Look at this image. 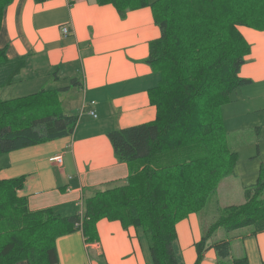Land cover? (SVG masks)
Returning a JSON list of instances; mask_svg holds the SVG:
<instances>
[{"label":"trees","instance_id":"obj_1","mask_svg":"<svg viewBox=\"0 0 264 264\" xmlns=\"http://www.w3.org/2000/svg\"><path fill=\"white\" fill-rule=\"evenodd\" d=\"M13 1L0 0V31ZM96 2L114 5L122 17L150 6L161 28L147 59L160 75L149 91L156 119L108 133L118 160L139 162L142 168L131 172L125 184L84 199L82 212L74 216L55 214L51 208L31 211L20 194L26 176L0 179V264H57V238L82 231L87 243L94 242L102 219L120 221L125 229L142 228L154 264H186L178 223L200 214L222 179L234 174L237 159L229 148L221 108L253 83L240 76L252 47L240 28L264 31V0ZM25 66V58L9 59L6 48H0V155L69 136L78 123V116L62 108V89L2 97V89L13 85ZM263 193L264 167L254 187L245 188L243 204L218 209L194 244V264H201L210 249L218 264H250L247 256L232 258L230 240L212 239L219 229L252 226L255 232L264 231Z\"/></svg>","mask_w":264,"mask_h":264},{"label":"crops","instance_id":"obj_2","mask_svg":"<svg viewBox=\"0 0 264 264\" xmlns=\"http://www.w3.org/2000/svg\"><path fill=\"white\" fill-rule=\"evenodd\" d=\"M240 30L252 46L240 76L251 79V85L263 84L264 31ZM161 35L150 6L129 10L124 17L114 5L96 0H14L6 8L0 48H6L9 59L26 60L11 86L24 81L37 85L28 94L5 99L76 87L62 103L66 114L79 112L71 135L0 155V179L26 176L20 194L31 211L51 208L74 216L82 212L84 199L125 184L131 172L142 168L139 162L118 160L108 133L156 119L149 91L160 75L147 59L150 42ZM53 80L69 86L54 87ZM57 156L61 160L52 161ZM97 229L99 239L91 243L82 231L58 237L57 264H154L142 228L125 229L120 221L102 219ZM177 230L185 263L194 264V244L204 233L199 214L178 223ZM231 255L263 264L264 231L253 228L235 236ZM201 264H218L215 250H208Z\"/></svg>","mask_w":264,"mask_h":264},{"label":"rangeland","instance_id":"obj_3","mask_svg":"<svg viewBox=\"0 0 264 264\" xmlns=\"http://www.w3.org/2000/svg\"><path fill=\"white\" fill-rule=\"evenodd\" d=\"M2 30V28H1ZM222 32V28H221ZM1 33V31H0ZM71 83V82H70ZM54 87L69 86L63 81H52ZM30 81H24L16 86L2 89V97L10 98L25 95L30 92ZM73 85V83H72ZM72 91H69L71 90ZM72 87L60 92V99L64 105L63 97H69L73 93ZM231 152L235 153L236 165L234 174L222 179L216 195L200 214L203 231H207L209 225L215 220L218 209H224L231 205H241L245 202V188L254 187L264 167V83L247 85L240 88L233 96L232 101L221 108ZM79 116V112L75 114ZM264 199V193L261 195ZM254 227H245L232 232L219 229L213 237V241L222 238L234 243L235 236L252 231ZM242 243V240H241Z\"/></svg>","mask_w":264,"mask_h":264},{"label":"built area","instance_id":"obj_4","mask_svg":"<svg viewBox=\"0 0 264 264\" xmlns=\"http://www.w3.org/2000/svg\"><path fill=\"white\" fill-rule=\"evenodd\" d=\"M63 33H64V34H68V29H67V28H64ZM92 103H94V102H92ZM91 113H92L93 115H95V112H94V111H92ZM60 160H61V156H57V157H53V158H52V161H60Z\"/></svg>","mask_w":264,"mask_h":264}]
</instances>
